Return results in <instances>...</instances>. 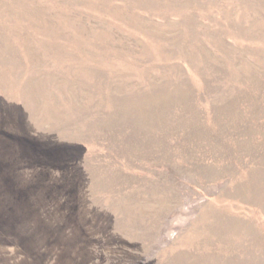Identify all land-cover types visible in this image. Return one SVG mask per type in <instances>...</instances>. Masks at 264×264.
I'll return each mask as SVG.
<instances>
[{
	"label": "rangeland",
	"instance_id": "374dc122",
	"mask_svg": "<svg viewBox=\"0 0 264 264\" xmlns=\"http://www.w3.org/2000/svg\"><path fill=\"white\" fill-rule=\"evenodd\" d=\"M0 264H264V0H0Z\"/></svg>",
	"mask_w": 264,
	"mask_h": 264
}]
</instances>
